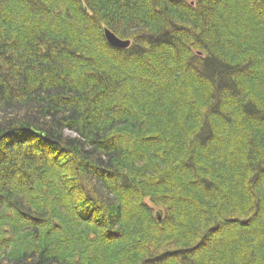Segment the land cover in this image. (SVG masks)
<instances>
[{"label": "trees", "instance_id": "obj_1", "mask_svg": "<svg viewBox=\"0 0 264 264\" xmlns=\"http://www.w3.org/2000/svg\"><path fill=\"white\" fill-rule=\"evenodd\" d=\"M189 1L0 0V264H264V0Z\"/></svg>", "mask_w": 264, "mask_h": 264}, {"label": "rangeland", "instance_id": "obj_2", "mask_svg": "<svg viewBox=\"0 0 264 264\" xmlns=\"http://www.w3.org/2000/svg\"><path fill=\"white\" fill-rule=\"evenodd\" d=\"M189 2H191V1H189ZM195 2H197V0H192V4H195ZM105 30H108V31H110L113 35H116V34H114L111 30H109L106 26H104V27H102V31H103V33H104V38H106V31ZM117 36V38L119 39V40H121V41H124V42H127V41H129L130 42V44L126 47V49H121V48H117V49H119V50H127L128 48H130L131 46H132V41L131 40H129V39H121L118 35H116ZM106 41H108L107 40V38H106ZM108 44L111 46V47H113L111 44H110V42L108 41ZM114 49H116L115 47H113ZM68 135H70V136H75V134L73 135V134H71L70 132H68L67 133ZM21 149V148H20ZM153 213H154V219L156 220V218H157V220H159V221H161L162 220V218L161 217H159V212H158V210L156 209H153ZM222 235H225L224 233H222ZM221 235V236H222ZM18 243H16V244H14V246H12L11 247V249L9 250V253H12L11 251H12V249L14 248V247H16V245H17ZM116 246H121V245H118V244H116V243H114V246H112V248L114 249V247H116ZM209 255H210V253H209ZM108 256H110V254L108 255Z\"/></svg>", "mask_w": 264, "mask_h": 264}, {"label": "water", "instance_id": "obj_3", "mask_svg": "<svg viewBox=\"0 0 264 264\" xmlns=\"http://www.w3.org/2000/svg\"><path fill=\"white\" fill-rule=\"evenodd\" d=\"M106 31V38L107 40L110 42V44L113 46V47H117V48H121V49H126V47L130 44L129 41L127 42H124V41H121L117 38L116 35H113L110 31L108 30H105Z\"/></svg>", "mask_w": 264, "mask_h": 264}]
</instances>
